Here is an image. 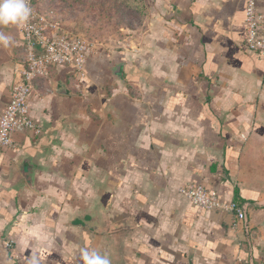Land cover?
<instances>
[{
	"label": "crops",
	"instance_id": "1",
	"mask_svg": "<svg viewBox=\"0 0 264 264\" xmlns=\"http://www.w3.org/2000/svg\"><path fill=\"white\" fill-rule=\"evenodd\" d=\"M37 5L65 28L66 6ZM245 8L144 0L138 25H96L83 76L36 80L38 130L0 150V264H83L81 249L111 264H264V54L246 47ZM0 33L1 113L25 48L22 25ZM189 183L245 218L193 204Z\"/></svg>",
	"mask_w": 264,
	"mask_h": 264
},
{
	"label": "built area",
	"instance_id": "2",
	"mask_svg": "<svg viewBox=\"0 0 264 264\" xmlns=\"http://www.w3.org/2000/svg\"><path fill=\"white\" fill-rule=\"evenodd\" d=\"M37 2L29 0L32 14L22 25L25 58L18 79L11 87L9 102L0 113V150L14 145L15 133L38 130L29 107L36 80L47 78L51 68L57 66L71 67L74 73L83 76L88 56L96 53L95 44L82 35L67 31L47 12L41 11ZM244 25L246 47L263 55L264 7L260 9L257 0H246ZM179 192L203 209L235 212L238 221L245 218L243 206L224 200L203 184H185Z\"/></svg>",
	"mask_w": 264,
	"mask_h": 264
},
{
	"label": "rangeland",
	"instance_id": "3",
	"mask_svg": "<svg viewBox=\"0 0 264 264\" xmlns=\"http://www.w3.org/2000/svg\"><path fill=\"white\" fill-rule=\"evenodd\" d=\"M59 4L66 6L69 12L68 22L64 27L73 33H78L95 42L98 25L103 30V37L112 34L118 26L127 25L130 22L141 23L144 0H136L134 7L123 5L119 0H58ZM137 6V7H136ZM66 12V11H65ZM113 19L114 25L110 22ZM131 25V24H128ZM116 34L117 32H113Z\"/></svg>",
	"mask_w": 264,
	"mask_h": 264
},
{
	"label": "clouds",
	"instance_id": "4",
	"mask_svg": "<svg viewBox=\"0 0 264 264\" xmlns=\"http://www.w3.org/2000/svg\"><path fill=\"white\" fill-rule=\"evenodd\" d=\"M32 14L29 0H0V25L26 24ZM12 38L0 33V45L7 47ZM80 256L83 264H111L107 255L96 250L81 249Z\"/></svg>",
	"mask_w": 264,
	"mask_h": 264
},
{
	"label": "trees",
	"instance_id": "5",
	"mask_svg": "<svg viewBox=\"0 0 264 264\" xmlns=\"http://www.w3.org/2000/svg\"><path fill=\"white\" fill-rule=\"evenodd\" d=\"M121 1V3L123 5H127V6H130V7H134V2H136V0H119V2ZM137 7V6H136Z\"/></svg>",
	"mask_w": 264,
	"mask_h": 264
}]
</instances>
